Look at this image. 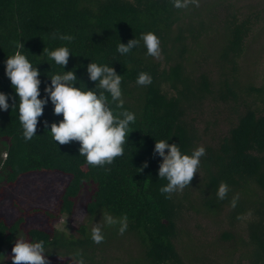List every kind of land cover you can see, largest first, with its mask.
Here are the masks:
<instances>
[{
	"label": "trees",
	"instance_id": "1",
	"mask_svg": "<svg viewBox=\"0 0 264 264\" xmlns=\"http://www.w3.org/2000/svg\"><path fill=\"white\" fill-rule=\"evenodd\" d=\"M148 32L160 40L159 60L147 55L141 37ZM53 33L74 40L53 39ZM263 35L264 0H199V7L187 9H176L172 0H0V92L9 97L8 110L0 109V198L3 185L15 186L26 175L68 176L56 212L41 211L46 227L25 229L22 216L13 221L0 216V264H12L8 256L20 236L43 240L50 264H71L69 256L77 251L85 264H215L195 231L201 228L198 219L231 230L213 244L221 241L218 264H264V84L242 77L240 70L244 54ZM131 39L139 46L121 55L119 43ZM20 42L23 49L17 48ZM59 47L71 54L65 68L48 55ZM18 50L40 72L42 99L54 75L74 71L75 86L86 91L96 87L86 70L90 62L113 67L121 75L124 106L115 109L105 93L109 104L136 116L124 155L93 168L79 155L78 142L56 143L50 125L63 117L54 115L50 99L36 135L25 140L19 98L5 74L7 58ZM208 60L215 71L205 69ZM141 72L150 75L151 84L137 85ZM161 139L183 154L206 149L190 186L171 199L159 191L167 183L158 177L162 158L154 152ZM145 161L148 167L139 172ZM221 182L230 188L223 201L216 196ZM84 189L86 222L74 233L55 228L52 222L72 214ZM104 213L126 215L128 227L120 235L119 224H103L104 241L95 244L89 224Z\"/></svg>",
	"mask_w": 264,
	"mask_h": 264
},
{
	"label": "clouds",
	"instance_id": "2",
	"mask_svg": "<svg viewBox=\"0 0 264 264\" xmlns=\"http://www.w3.org/2000/svg\"><path fill=\"white\" fill-rule=\"evenodd\" d=\"M172 3L176 9H187L190 5L199 7V0H172ZM56 38L68 42L74 40L71 35L57 36V33H53V39ZM141 38L147 49V55L157 60L161 59L159 38L152 32L143 34ZM139 44L140 41L137 39H131L127 44L120 42L117 51L121 55H126ZM17 48L23 49V43H18ZM48 55L57 65L65 68L71 54L67 47H59L50 51ZM5 64V74L19 98V121L25 140H31L36 135L39 118L43 115L44 106L50 99L54 106V115L63 117L59 123L50 125V133L56 143L68 145L78 142L79 155L84 157L85 163L93 168H104L105 165H111L118 157L124 155L125 145L132 132L130 124L135 122L136 116L127 110L115 111V109H123L124 99L121 75L117 74L113 67L90 62L86 70L89 79L95 82L96 87L86 91L75 86L77 76L74 71H64L63 74L54 75L51 77V84L44 88L47 96L42 99L39 98L40 72L38 68L32 66L25 55L21 54V51L18 50L13 56L8 57ZM151 82L150 75L144 72H141L136 80L137 85L140 86H147ZM105 93L110 94L115 109L110 106ZM8 99V96L0 92V109L8 110ZM12 99L15 105V97ZM44 126L49 127L47 121H44ZM154 152L162 158L158 177L166 180L167 183L160 187L159 191L161 194H166L167 199H171L173 194L182 193L190 186L200 168L201 158L206 155L203 146L197 147L191 155H188L183 154L177 144H170L168 140L163 139L156 141ZM4 158L7 159L6 153ZM147 167L148 163L145 161L138 170L142 172ZM229 191V185L221 182L216 193L217 199L223 201ZM238 201L239 193L235 194L230 202L233 209ZM243 218L237 217V219ZM103 221L104 225L110 227L119 224L120 235H123L128 227L126 215L117 219L104 213ZM102 227L97 223L91 228V239L95 244L104 241ZM46 253L43 240L29 242L19 238L12 248V264H50ZM69 257L71 264H85L82 251H77ZM59 258L63 260L65 257L59 256Z\"/></svg>",
	"mask_w": 264,
	"mask_h": 264
},
{
	"label": "rangeland",
	"instance_id": "3",
	"mask_svg": "<svg viewBox=\"0 0 264 264\" xmlns=\"http://www.w3.org/2000/svg\"><path fill=\"white\" fill-rule=\"evenodd\" d=\"M263 36L256 37L255 42H252L251 48L244 54L240 62L241 76L249 79L253 83L264 84V42ZM211 60L207 62V70L215 71L216 69L210 64ZM206 66V65H205ZM205 66H202L204 68ZM197 68V65H195ZM68 183V176L58 173H33L26 175L19 179L15 186L3 185L2 197L0 198V216L6 217L9 221L17 219L22 216L26 223L25 229L29 228H44L46 227V218L41 214V211H47L55 213L58 208L59 196ZM89 198V190L84 189L80 192L75 200L74 209L71 215L63 214L59 219L54 220L52 224L58 230L66 233H74V231L87 220V214L85 212V204ZM25 211L24 214L18 209ZM35 210V212H31ZM34 213V214H31ZM104 224L103 216H96V218L90 222L89 226L92 228L95 224ZM198 223L201 226L197 231L204 238L206 245L208 246L207 253L215 256V264H218L221 260L218 256L220 252V242L213 245L219 239L220 233L225 231H231L228 226H222L221 224L216 226L211 219H198ZM22 236H20L21 238ZM120 236L118 237V239ZM125 240L121 238V243ZM118 255H121L124 251L119 247L117 241L112 242ZM206 245L204 248L206 249ZM126 246V245H124ZM216 251H214V250ZM12 252L9 254L11 258ZM116 263L114 260L110 261V264ZM204 264V263H201Z\"/></svg>",
	"mask_w": 264,
	"mask_h": 264
}]
</instances>
